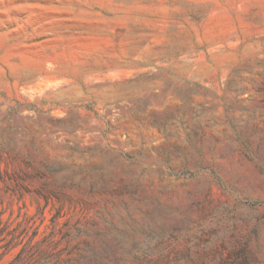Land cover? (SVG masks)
Instances as JSON below:
<instances>
[{
    "label": "rangeland",
    "instance_id": "obj_1",
    "mask_svg": "<svg viewBox=\"0 0 264 264\" xmlns=\"http://www.w3.org/2000/svg\"><path fill=\"white\" fill-rule=\"evenodd\" d=\"M0 264H264V0H0Z\"/></svg>",
    "mask_w": 264,
    "mask_h": 264
}]
</instances>
